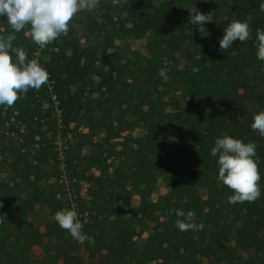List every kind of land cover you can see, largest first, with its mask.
I'll use <instances>...</instances> for the list:
<instances>
[{
	"label": "trees",
	"instance_id": "trees-1",
	"mask_svg": "<svg viewBox=\"0 0 264 264\" xmlns=\"http://www.w3.org/2000/svg\"><path fill=\"white\" fill-rule=\"evenodd\" d=\"M183 0H160V7L143 0H100L99 8L109 12H123L132 29L150 33L147 40L148 57L139 65L141 85L121 82L123 70L119 67L113 74L116 59L108 53L111 29L99 42L102 67L99 71L103 91L102 107L95 119L97 129L112 132L113 122L124 119L125 114L135 111L145 135L132 147L131 156L125 157L113 178L100 177V184L112 193L114 203H92L98 217H105L85 223V233L95 240L119 241L129 259L128 264H197L198 257H205L209 264H264V237L253 226L255 220L264 221V136L253 131L254 114L264 110V62L256 58V30L264 29V0H229L231 18L214 27L207 38L201 35L189 37L186 45L181 43L182 28L177 19L178 4ZM234 20L247 22L251 36L246 42L234 41L232 48L219 51L215 42L224 35V28ZM125 22V23H126ZM107 26V25H105ZM121 24L119 29L126 30ZM11 29L6 18H0V35H7ZM14 47H23L29 60L34 59L39 46L32 42L26 28L16 34ZM188 59L183 69L172 66L178 58ZM105 68L108 71L105 72ZM166 68L169 79L166 82L159 71ZM85 69L75 70L80 76ZM58 69L52 71L50 80H57ZM84 74L80 77L84 78ZM123 81V80H122ZM178 83V89L185 97L192 99L187 111L175 114L163 109V97L170 93L169 85ZM130 86V87H129ZM65 85L56 86L50 94L45 85L40 90L29 89L6 112L15 116L27 132L28 143L46 145L35 149L33 160L37 167H45L57 161L58 152L53 151L51 141H37L41 130L57 132V122L52 118L53 96L61 111L59 125L66 137L77 126L82 111L76 98L64 90ZM129 87V88H128ZM61 90H60V89ZM131 88V89H130ZM50 104H52L50 106ZM3 111L0 109V127ZM115 115V117H114ZM165 124H174L183 132L200 137L198 148L188 155L171 153L166 147ZM229 135L245 143L256 145L258 167L261 176L262 195L254 202L230 204L233 192L217 180V158L210 155L214 141ZM112 137H115L113 135ZM104 172V171H102ZM162 178L168 185V193L159 203L151 202L156 183ZM207 190V198L200 189ZM9 187L0 182V204L16 210L10 200ZM137 195L139 206L126 211L125 216L113 214V208L123 211V203ZM38 199L48 210L46 235L56 240H65L67 232L54 221L57 211L64 209L55 186L43 188ZM122 201V203H120ZM194 211L196 231H180L175 227L177 217L170 210ZM83 222V219H81ZM149 235L142 246L135 241L138 230L147 227ZM233 235L235 243L248 244L251 253L241 260L235 247L227 240ZM83 246L90 248L85 241ZM241 261V262H240Z\"/></svg>",
	"mask_w": 264,
	"mask_h": 264
},
{
	"label": "rangeland",
	"instance_id": "rangeland-1",
	"mask_svg": "<svg viewBox=\"0 0 264 264\" xmlns=\"http://www.w3.org/2000/svg\"><path fill=\"white\" fill-rule=\"evenodd\" d=\"M143 1L161 6L160 0ZM193 6L203 14L210 13L213 21L204 25L208 32L231 18L229 0H183L178 4L177 11L183 45L187 44L189 37L200 35L197 26L189 24V10ZM126 18L123 12H109L101 10L99 6L91 12H81L70 21L67 36L62 35L46 47L39 48L34 55V59L49 73V81L45 85L49 93L53 94L57 84L65 85V92L76 98L82 111L78 125L73 126V131L64 137L58 121L61 114L59 103L53 96L52 118L48 121L57 122L58 130L49 133L45 127L41 130L42 136H37L35 141L37 143L49 139L54 147L53 151L58 152L57 161L45 167H37L33 160L34 151L44 148L46 144L28 143L29 135L24 127L15 116L6 112L7 106H0L3 111V125L0 127V182L9 187L10 200L16 204L15 211L9 207H0V264L129 263L123 245L115 238L109 242L99 241L88 249L73 240L68 233L62 241L45 236L48 210L38 199L43 188L55 186L64 209L75 207L78 211L79 219H83L84 232L85 223L94 221L98 213L92 203H114L112 193L100 184V177L105 173L103 178H113L125 157L131 156L132 147L145 135L139 114L135 111L125 114L124 119L115 120L112 132L97 129L95 124L101 111L104 91L100 87L102 56L98 50L99 42L106 35V32L101 31L104 27L112 30L107 46L108 53L116 59L117 66L113 69V74L116 75L120 67L124 72L122 83L141 85L142 82L137 73L139 65L145 63L144 59L148 57L146 45L150 33L132 29L126 34L125 31L131 28ZM121 24L126 25V30L119 29ZM215 47L225 52L220 49L218 42H215ZM187 62L188 59L182 56L172 66L183 69ZM79 68L85 69L82 73L84 78L80 77L82 74L75 75V70ZM55 69H58L57 80L51 81L50 73ZM106 71L108 68H105ZM167 87L171 92L163 97L164 111L169 114L187 111L192 99L177 90L178 83ZM164 129L167 133L165 144L171 153L188 155L198 148L200 137L181 132L174 124H165ZM168 189L167 183L159 178L150 201L161 202ZM199 191L206 199L207 190L203 188ZM139 200L132 193L131 198L124 201L123 211L113 208L112 212L116 216H125L130 208L139 206ZM103 218L105 217L97 215V219ZM153 226L151 223L138 230L135 238L138 246L143 245L149 235L148 227ZM253 226L264 237V221L255 220ZM227 240L236 248L241 260L248 258L251 253L248 244L235 243L233 235H229ZM150 264L162 262L154 261ZM197 264H209V260L198 257Z\"/></svg>",
	"mask_w": 264,
	"mask_h": 264
},
{
	"label": "clouds",
	"instance_id": "clouds-1",
	"mask_svg": "<svg viewBox=\"0 0 264 264\" xmlns=\"http://www.w3.org/2000/svg\"><path fill=\"white\" fill-rule=\"evenodd\" d=\"M119 2L112 0L113 4ZM99 4L100 0H0V18H6L11 29L7 35H0V106L12 107L20 95L29 89L38 91L49 81L48 71L38 60H29L23 47H14L16 34L27 28L32 42L44 48L60 36L68 35L69 24L74 16L84 11L91 12ZM260 7L264 11V3ZM212 21L210 13L203 14L195 6L189 10V24L197 26L201 38L210 35L204 25ZM250 36L249 24L234 20L224 28L219 47L227 51L232 48L234 41L243 43ZM255 47L256 58L264 62V29L256 30ZM159 76L167 81V69L162 68ZM251 128L264 136V110L254 114ZM210 155L217 158L218 182L233 192L228 200L230 204L251 203L261 197V176L254 143L223 135L215 139ZM170 212H174L177 217L175 227L178 230L199 229L200 226L194 222V211L175 209ZM53 219L78 243L87 241L90 245L95 244L94 238L83 231L84 225L75 207L57 211Z\"/></svg>",
	"mask_w": 264,
	"mask_h": 264
}]
</instances>
